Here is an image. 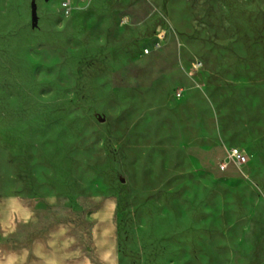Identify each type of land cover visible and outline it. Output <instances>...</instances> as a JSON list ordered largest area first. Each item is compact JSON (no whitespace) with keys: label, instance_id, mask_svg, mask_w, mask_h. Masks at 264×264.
<instances>
[{"label":"rangeland","instance_id":"obj_1","mask_svg":"<svg viewBox=\"0 0 264 264\" xmlns=\"http://www.w3.org/2000/svg\"><path fill=\"white\" fill-rule=\"evenodd\" d=\"M0 195L79 209L63 264H264V0H0Z\"/></svg>","mask_w":264,"mask_h":264},{"label":"crops","instance_id":"obj_2","mask_svg":"<svg viewBox=\"0 0 264 264\" xmlns=\"http://www.w3.org/2000/svg\"><path fill=\"white\" fill-rule=\"evenodd\" d=\"M80 226L81 213L68 199L0 195V264H49L54 248L72 249Z\"/></svg>","mask_w":264,"mask_h":264},{"label":"bare ground","instance_id":"obj_3","mask_svg":"<svg viewBox=\"0 0 264 264\" xmlns=\"http://www.w3.org/2000/svg\"><path fill=\"white\" fill-rule=\"evenodd\" d=\"M235 149V148H234ZM191 160L196 163V160L194 157L191 156ZM242 167H243V170L247 169L248 167V160L247 158L245 157V161L241 164ZM73 237L75 238L76 237V232H74V235ZM90 242L88 241V244ZM91 247H89L88 249V257H89V260L91 262V264H111L110 261L108 260H104L103 258V250L101 247L97 246V245H93V244H90ZM58 257V263L57 264H63V258H64V254L63 252H59V254L57 255Z\"/></svg>","mask_w":264,"mask_h":264},{"label":"built area","instance_id":"obj_4","mask_svg":"<svg viewBox=\"0 0 264 264\" xmlns=\"http://www.w3.org/2000/svg\"><path fill=\"white\" fill-rule=\"evenodd\" d=\"M245 157L246 156L242 152L238 151L237 149H232L229 159L226 161H221L219 168L221 170H225L230 162H234L236 165H241L245 161Z\"/></svg>","mask_w":264,"mask_h":264},{"label":"trees","instance_id":"obj_5","mask_svg":"<svg viewBox=\"0 0 264 264\" xmlns=\"http://www.w3.org/2000/svg\"><path fill=\"white\" fill-rule=\"evenodd\" d=\"M220 163V162H219ZM204 164V163H203ZM232 165V166H234V170L233 171H237V166H236V164L234 163V162H230L228 165H227V167L225 168V170H223V171H221L222 172V174L223 175H229V173H231V172H229V167ZM204 167H205V165H204ZM238 172V171H237Z\"/></svg>","mask_w":264,"mask_h":264}]
</instances>
